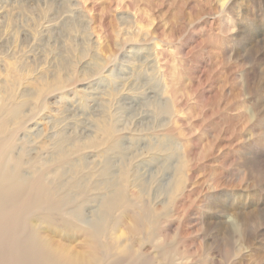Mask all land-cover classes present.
I'll return each mask as SVG.
<instances>
[{
  "label": "rangeland",
  "instance_id": "1",
  "mask_svg": "<svg viewBox=\"0 0 264 264\" xmlns=\"http://www.w3.org/2000/svg\"><path fill=\"white\" fill-rule=\"evenodd\" d=\"M9 142L82 195L31 219L74 254L97 217L100 264H264V0H0Z\"/></svg>",
  "mask_w": 264,
  "mask_h": 264
},
{
  "label": "bare ground",
  "instance_id": "2",
  "mask_svg": "<svg viewBox=\"0 0 264 264\" xmlns=\"http://www.w3.org/2000/svg\"><path fill=\"white\" fill-rule=\"evenodd\" d=\"M1 145L0 143V264H100L102 259L98 251L106 250L107 253L112 251L110 249L112 245L103 247L100 242L103 219L93 217L89 220L91 228H88L93 230L92 247L86 256L74 254L65 244L45 236L44 232L39 230L40 228L31 224L32 218H41V223L49 228L50 222L55 226L58 225V221L66 222L64 227L68 228L70 224L67 216L74 214V222L88 224V220L82 219L79 214H76L74 210L76 208H73L76 207L74 205L82 195L74 199L62 195L60 185L48 179L43 170L34 169L35 165H33L24 171L20 162L12 159L9 154L10 142L3 145L4 147ZM108 204H103L104 214L106 209L114 207L111 203ZM63 229L65 231V228ZM140 229L139 225H134L128 232L137 235ZM132 258L131 253L126 252L112 264L130 261ZM145 261L139 262L145 264Z\"/></svg>",
  "mask_w": 264,
  "mask_h": 264
}]
</instances>
